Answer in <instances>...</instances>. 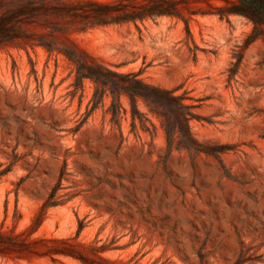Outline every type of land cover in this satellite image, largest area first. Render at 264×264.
<instances>
[{
    "label": "rangeland",
    "instance_id": "1",
    "mask_svg": "<svg viewBox=\"0 0 264 264\" xmlns=\"http://www.w3.org/2000/svg\"><path fill=\"white\" fill-rule=\"evenodd\" d=\"M177 1L190 34L178 17L85 31L57 22L111 71L183 97L194 139L228 150L172 148L143 100L135 109L116 98V80L103 93L62 54L1 48L0 170L10 171L0 179V229L23 232L41 216L33 238L107 247L109 264H264V45L235 66L252 23L221 19L228 0ZM119 104L126 113L113 119ZM54 189L61 204L43 214ZM55 258L0 255V264H84Z\"/></svg>",
    "mask_w": 264,
    "mask_h": 264
},
{
    "label": "trees",
    "instance_id": "2",
    "mask_svg": "<svg viewBox=\"0 0 264 264\" xmlns=\"http://www.w3.org/2000/svg\"><path fill=\"white\" fill-rule=\"evenodd\" d=\"M130 1H132L130 4H125L123 0L109 3L97 0H71L70 3L65 0H0V49L9 46L23 48L39 46L50 55L62 54L75 66L79 81L90 79L104 93L107 89H112V82L116 80L119 86L117 97L114 95L116 98L120 99L122 95H127L135 109L137 102L143 100L149 111L161 120L170 147L175 146L178 150L207 155L225 152L228 150L227 147L208 146L194 139L189 127L190 120L194 117L192 106L188 105L183 97L175 96L173 91L145 83L136 73L111 71L79 49L57 22V19H60L66 25L70 23L72 26H83L77 30L85 31L101 26L136 24L138 21L143 23L149 19L178 17L184 20L190 34L188 20L180 13L182 1ZM218 13L221 19L229 20L230 16H239L252 23L251 32L245 38L243 46L236 52L238 62L235 66H238L244 50L258 41H262L264 45V0H228L225 6L218 9ZM259 64L264 66V53ZM120 111L126 113L119 104L117 115L113 112V119L120 116L118 115ZM136 115L137 113L133 112L134 126ZM9 171L10 169L0 170V179ZM56 195L57 190L54 189L43 203L41 213L44 214L50 208L61 204ZM41 224L42 217L36 216L32 225L23 232L0 229V255L17 258L48 257L52 260H55L56 256H61L78 259L84 264H93L85 253L89 248L97 259L110 263L100 256V253L107 250L104 246H87L74 243L69 238H33ZM82 229L83 224L80 223L79 234Z\"/></svg>",
    "mask_w": 264,
    "mask_h": 264
}]
</instances>
